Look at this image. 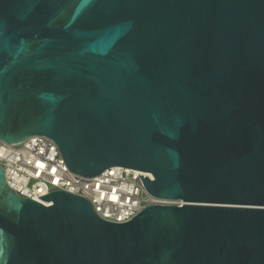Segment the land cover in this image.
Wrapping results in <instances>:
<instances>
[{"label": "water", "instance_id": "95a60500", "mask_svg": "<svg viewBox=\"0 0 264 264\" xmlns=\"http://www.w3.org/2000/svg\"><path fill=\"white\" fill-rule=\"evenodd\" d=\"M156 197L102 219L0 165V264H264V0H0V139Z\"/></svg>", "mask_w": 264, "mask_h": 264}, {"label": "built area", "instance_id": "2783aa9c", "mask_svg": "<svg viewBox=\"0 0 264 264\" xmlns=\"http://www.w3.org/2000/svg\"><path fill=\"white\" fill-rule=\"evenodd\" d=\"M0 165L9 186L19 195L51 205L38 196L66 191L86 198L102 219L111 222H127L149 205L183 204L150 194L139 176L153 180L149 171L114 166L96 176L80 175L68 169L58 144L41 134L17 143L0 139Z\"/></svg>", "mask_w": 264, "mask_h": 264}]
</instances>
